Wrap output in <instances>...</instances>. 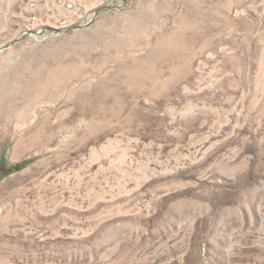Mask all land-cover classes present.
Wrapping results in <instances>:
<instances>
[{"label":"rangeland","instance_id":"rangeland-1","mask_svg":"<svg viewBox=\"0 0 264 264\" xmlns=\"http://www.w3.org/2000/svg\"><path fill=\"white\" fill-rule=\"evenodd\" d=\"M0 264H264V0H0Z\"/></svg>","mask_w":264,"mask_h":264}]
</instances>
